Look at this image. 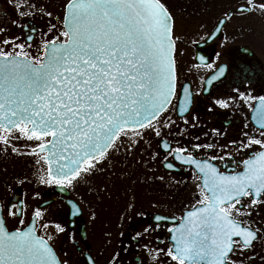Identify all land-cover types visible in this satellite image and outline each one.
Masks as SVG:
<instances>
[{"label":"snow or ice","instance_id":"6c2138e0","mask_svg":"<svg viewBox=\"0 0 264 264\" xmlns=\"http://www.w3.org/2000/svg\"><path fill=\"white\" fill-rule=\"evenodd\" d=\"M259 7L264 11V3ZM56 28L50 23L48 30ZM26 39L33 42L34 37ZM18 40L0 39V143L34 141L29 154L37 157L36 164L46 165L40 183L71 186L119 151L124 138L135 144L144 129L161 135L156 124L177 88L173 18L161 0H67L62 30L42 41V54L32 56L27 50L31 43ZM183 92L182 113L191 103L186 86ZM258 99L257 119L264 128V96ZM218 103L228 106L223 100ZM172 123L165 121L164 126ZM259 135L264 137V131ZM252 145L264 148V139L248 137L242 147ZM201 147L212 146L193 145ZM185 152L176 148L169 154L201 174L200 199L169 229L174 243L166 255L175 264H237L239 256L233 259V254L238 249L246 254L257 240L264 242V224L254 227L251 222L253 212L264 207V151L243 160V171L230 174ZM164 166L171 169L173 164ZM4 212L25 226L10 230ZM42 217L36 209L26 224L17 205L9 202L0 210V264H69L57 255L52 236L37 233ZM55 227L65 231L59 224ZM89 261L95 264L91 257Z\"/></svg>","mask_w":264,"mask_h":264},{"label":"flooded vegetation","instance_id":"af4514ba","mask_svg":"<svg viewBox=\"0 0 264 264\" xmlns=\"http://www.w3.org/2000/svg\"><path fill=\"white\" fill-rule=\"evenodd\" d=\"M259 1L253 0L249 5L247 0H161L173 18L177 88L167 111L159 117V120L174 123L163 125L167 133L156 137L154 162L176 180L154 182L159 189L156 201L148 202L145 208L125 218L119 217L97 231H91L92 227L82 215L86 201L90 204L92 200L93 210L98 206L97 199L89 196L99 187L98 182L85 178L71 186L41 183L38 194L41 200L31 216L40 209L42 218L63 222L65 231L58 232L59 235L50 241L61 259H68L69 264H90L89 257L95 264H175L166 255L167 248L174 243L169 229L178 226L184 211L200 199L197 185H202L203 181L194 165L175 159V154L169 152L185 148L184 155L190 153L197 159H208L220 171L230 174L243 171V160L264 151L259 145L242 147L247 144L248 137L264 139L259 135L264 128L257 119L258 98L264 96L261 36L259 27L247 25L244 19L257 15ZM66 3L67 0H0V28L5 29L0 39L19 37L16 42L31 43L27 50L32 56L42 54V41L54 38L62 30ZM239 6L248 9L237 11ZM21 12L27 15L22 16ZM48 12L52 13L51 17L46 15ZM13 20L17 23L13 24ZM50 23L57 26L51 32L48 30ZM23 25L28 27H20ZM33 27L37 29L35 33L31 32ZM30 34L33 42L26 39ZM185 86L191 93V103L187 113L179 116L177 106ZM221 100L228 106L221 107L218 103ZM21 139L13 138L8 146L0 143V168L8 169L6 178L18 180L25 173L29 177L33 173L35 180L40 182V176H35L39 170L37 157L29 154L35 142L23 139L21 147ZM194 144L212 147L194 149ZM12 147L18 151H11ZM221 156L223 160L211 159ZM166 163H172L173 167L166 168ZM40 165L44 168L41 175H46V165ZM103 168L98 165L96 170L101 172ZM67 198L79 205L81 213L78 216L70 218ZM19 201L24 211L22 192L16 189L7 204L10 202L18 207ZM0 203L3 210L1 198ZM251 222L254 227L264 224V207L253 212ZM245 251L246 254H241L238 249L233 259L239 256L243 264H264V242L257 240L253 248Z\"/></svg>","mask_w":264,"mask_h":264},{"label":"rangeland","instance_id":"374dc122","mask_svg":"<svg viewBox=\"0 0 264 264\" xmlns=\"http://www.w3.org/2000/svg\"><path fill=\"white\" fill-rule=\"evenodd\" d=\"M261 3H264V0L257 2L256 16L252 14L244 19L247 25L251 23L259 27L261 36L259 47L264 55V11L259 7ZM164 122L165 119H161L160 123L156 124L160 129V136H156L153 129H144L142 137L135 144L130 143L128 138H124L119 151L112 152L108 159L100 164L104 167L103 170L101 172L95 170L94 173L86 177L90 182L99 183V187L89 194L92 199H97V208L92 209L91 200L90 204L88 201L85 202L86 209H83L82 218L90 224L91 231L103 230L105 225L113 220L119 217L125 218L130 213L145 208L148 202L156 201L159 197V189L154 182L176 180L167 175L162 168L156 167L153 158L156 153L154 148L158 142L156 137L160 138L167 133V129H162ZM132 139L136 138L132 137ZM148 143L150 144L148 145ZM26 145H29V142ZM20 146H24L23 138L20 141ZM7 170L3 167L0 168V198L3 202V209L15 190L20 189L25 203L23 218L27 224L36 203L41 200L38 195L41 183L35 180L33 173L30 177L25 173L21 176V180L6 178ZM42 173H44V168L39 164V170L35 172V176L38 178ZM4 214L6 216V212ZM6 220L9 228L25 226L19 225L12 217L6 216ZM62 223V221L41 218L37 220V231L44 236L54 237L59 235L55 226L59 224L63 227ZM42 224H47V229L43 228ZM64 226H67L66 222Z\"/></svg>","mask_w":264,"mask_h":264},{"label":"water","instance_id":"95a60500","mask_svg":"<svg viewBox=\"0 0 264 264\" xmlns=\"http://www.w3.org/2000/svg\"><path fill=\"white\" fill-rule=\"evenodd\" d=\"M238 9H242V7L238 8ZM182 100H183V97L180 99L179 107H180V105H181ZM188 106H189V105H188ZM188 106H187V109H188ZM186 111H187V110H186ZM186 111H185V112H186ZM185 112H183V113H185ZM181 113H182V112H181ZM67 201H68V203H69L72 207L74 206L75 208H77V206L75 205V203H74L72 200H67ZM19 204H20V203H19ZM0 210H1V208H0ZM190 210H191V209H190ZM187 211H189V210H187ZM185 213H186V211H185ZM185 213H184V215H185ZM76 214H79V211L75 212L73 215H76ZM73 215H72V216H73ZM184 215H183V216H184ZM30 222H31V221H30Z\"/></svg>","mask_w":264,"mask_h":264}]
</instances>
